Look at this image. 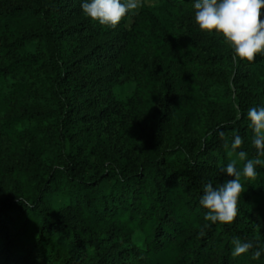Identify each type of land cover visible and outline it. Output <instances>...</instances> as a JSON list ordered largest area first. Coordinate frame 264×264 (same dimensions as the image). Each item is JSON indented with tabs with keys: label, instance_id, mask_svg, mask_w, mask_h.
Listing matches in <instances>:
<instances>
[{
	"label": "trees",
	"instance_id": "obj_1",
	"mask_svg": "<svg viewBox=\"0 0 264 264\" xmlns=\"http://www.w3.org/2000/svg\"><path fill=\"white\" fill-rule=\"evenodd\" d=\"M82 2L0 0V183L14 179L0 264H264V167L241 175L233 223L205 221L199 203L206 183L234 179L229 162L242 172L240 151L256 156L247 112L264 106V56L233 63L223 36L196 24V0L144 2L114 29ZM235 238L252 247L233 257Z\"/></svg>",
	"mask_w": 264,
	"mask_h": 264
},
{
	"label": "clouds",
	"instance_id": "obj_2",
	"mask_svg": "<svg viewBox=\"0 0 264 264\" xmlns=\"http://www.w3.org/2000/svg\"><path fill=\"white\" fill-rule=\"evenodd\" d=\"M142 6V0H83V13L92 21L103 26L116 28L121 20L130 12ZM195 22L202 31L223 36L234 50L232 61L238 64L241 60L253 63L257 54L264 56V0H196L194 4ZM250 127L253 129L252 145L256 149L255 158L248 159L245 151L238 153L241 161H246L242 172L237 169L235 161L229 162L222 172L234 179L226 180L222 185L214 187L212 183L203 186V194L199 203L207 209L205 221L211 223L231 224L238 215V200L244 191L241 175L247 179H255L256 166L264 167V106L250 108L247 112ZM223 132L220 136L223 137ZM243 144V138L237 133L231 142V150L235 152ZM225 143L224 147L228 148ZM210 227L205 224V228ZM200 236L205 235L201 230ZM233 257L247 252L250 242L233 240ZM262 250H257L253 259H258Z\"/></svg>",
	"mask_w": 264,
	"mask_h": 264
},
{
	"label": "rangeland",
	"instance_id": "obj_3",
	"mask_svg": "<svg viewBox=\"0 0 264 264\" xmlns=\"http://www.w3.org/2000/svg\"><path fill=\"white\" fill-rule=\"evenodd\" d=\"M144 2H146L148 4H152V3H156L157 0H142V3H144ZM139 10H140V8L138 10H136L135 12H131V14L128 16V18L125 22L127 27L131 26V24L133 23V20H134L133 14L137 13ZM135 84H136V82L134 80H128L122 84H118L115 87V93H116L117 97L120 99H123V100L128 99L133 94ZM25 101L28 103H34L37 101V99L34 97L33 94H29V95L25 96ZM0 143H1L0 146L2 148V151L0 153L4 156L5 152H6L5 147H7L8 140H7V137L4 134H2L1 131H0ZM18 144H19V146L16 145V146L9 149V151H11V153L12 152L15 153V157L17 159L24 156V152H26V151L23 148L26 146V141L21 140V141H19ZM13 186H14V179L8 175L4 176L3 182L0 183V198L7 196L12 191ZM67 202H68V199L66 197L60 195L59 193L54 194L53 204L55 205V207H57V208L65 207ZM143 238H144V234L140 230H138L134 233V240L137 243L142 244Z\"/></svg>",
	"mask_w": 264,
	"mask_h": 264
}]
</instances>
